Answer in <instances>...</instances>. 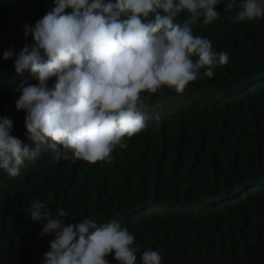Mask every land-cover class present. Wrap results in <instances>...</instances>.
<instances>
[{
	"label": "trees",
	"instance_id": "obj_1",
	"mask_svg": "<svg viewBox=\"0 0 264 264\" xmlns=\"http://www.w3.org/2000/svg\"><path fill=\"white\" fill-rule=\"evenodd\" d=\"M226 2L212 23L200 17L190 27L213 51L227 52V64L211 78L201 69L182 93L142 92L146 126L124 138L127 147L89 163L71 152L56 160L40 145L19 175L0 169V264H44L55 233L40 235L41 222L28 212L35 201L53 216L66 211L65 224L90 218L127 228L135 264L146 250H157L161 264H264V18L237 22L241 0L230 11ZM53 7L54 0H0V117L13 121L12 135L30 150L37 144L15 102L21 83L37 81L3 53L33 44L25 25ZM189 19L182 11L174 23ZM107 259L118 264L114 252Z\"/></svg>",
	"mask_w": 264,
	"mask_h": 264
},
{
	"label": "clouds",
	"instance_id": "obj_2",
	"mask_svg": "<svg viewBox=\"0 0 264 264\" xmlns=\"http://www.w3.org/2000/svg\"><path fill=\"white\" fill-rule=\"evenodd\" d=\"M222 0H54L55 7L34 25H25V36L34 41L15 54L17 73L30 70L35 84L19 85L15 102L23 110L28 139L35 150L12 135L13 121L0 117V169L19 175L25 159H34L40 145L54 159L89 163L110 159L111 152L127 147L125 137L145 128L148 110L142 92L162 87L182 93L196 80L214 75V68L227 64V52H215L211 42L194 36L190 25L203 17L204 25L218 18ZM237 5L227 0L225 11ZM237 22L264 18V0H241ZM70 9L71 11H66ZM182 11L190 19L174 23ZM193 57H196L194 60ZM55 77L52 88L48 81ZM63 150V151H62ZM32 221L42 224L40 235L55 233L44 264H109L114 252L118 264H135V237L117 222L98 225L85 218L64 223L68 213L52 215L42 201L28 210ZM138 247V245H137ZM142 264H161L157 250L142 253Z\"/></svg>",
	"mask_w": 264,
	"mask_h": 264
}]
</instances>
